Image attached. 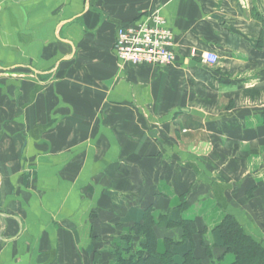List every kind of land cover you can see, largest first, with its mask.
<instances>
[{"label":"crops","instance_id":"1","mask_svg":"<svg viewBox=\"0 0 264 264\" xmlns=\"http://www.w3.org/2000/svg\"><path fill=\"white\" fill-rule=\"evenodd\" d=\"M156 11L177 61L122 66ZM147 211L177 264L264 246V0H0V264H118Z\"/></svg>","mask_w":264,"mask_h":264},{"label":"trees","instance_id":"2","mask_svg":"<svg viewBox=\"0 0 264 264\" xmlns=\"http://www.w3.org/2000/svg\"><path fill=\"white\" fill-rule=\"evenodd\" d=\"M158 223L152 218L151 213H145L144 222L136 227L135 236L139 240L136 250H127L119 258L118 264H177L170 251L160 255L157 253L158 237L156 229ZM168 227H180L185 239H192L197 233L194 222L184 221L179 225L168 223ZM218 230L226 252L236 257L235 264H264V246L261 242L248 235L243 225L232 215H227ZM182 264H200L189 254Z\"/></svg>","mask_w":264,"mask_h":264},{"label":"built area","instance_id":"3","mask_svg":"<svg viewBox=\"0 0 264 264\" xmlns=\"http://www.w3.org/2000/svg\"><path fill=\"white\" fill-rule=\"evenodd\" d=\"M114 51L122 66L168 67L177 61L174 33L167 27L160 11L152 13L143 21L120 27ZM203 61L216 65L219 56L209 52Z\"/></svg>","mask_w":264,"mask_h":264},{"label":"water","instance_id":"4","mask_svg":"<svg viewBox=\"0 0 264 264\" xmlns=\"http://www.w3.org/2000/svg\"><path fill=\"white\" fill-rule=\"evenodd\" d=\"M110 84V83H109ZM0 216L1 217H6V215H3V214H0ZM17 221H18V223H20L21 224V222H20V220L19 219H17V218H15ZM1 239V238H0Z\"/></svg>","mask_w":264,"mask_h":264}]
</instances>
